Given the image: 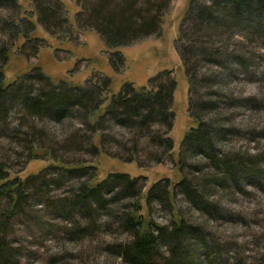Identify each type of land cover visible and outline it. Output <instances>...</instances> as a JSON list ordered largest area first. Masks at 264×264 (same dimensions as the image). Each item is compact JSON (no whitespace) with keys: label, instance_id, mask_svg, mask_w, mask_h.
<instances>
[{"label":"rangeland","instance_id":"374dc122","mask_svg":"<svg viewBox=\"0 0 264 264\" xmlns=\"http://www.w3.org/2000/svg\"><path fill=\"white\" fill-rule=\"evenodd\" d=\"M62 1L67 9L62 6L64 12L59 15V21L65 23L59 25L62 34L54 37L41 33V20L37 21L36 15L31 16L33 4L24 1V9L30 18L28 23L38 25L37 37L46 42L31 40L26 42L23 54L12 53L6 66L9 81L22 74L21 88L31 87L32 93H38L44 79L37 78V71L29 76L28 73L33 66H41L56 82L66 80L72 85L101 83L112 86L107 104L112 94L120 93L125 83L133 82L140 88L160 71L173 70L171 77L178 79L173 107L177 111L172 130L175 150L173 157L170 156L160 146L151 145L144 132L111 121L110 115L104 123L95 125L93 120L88 123L79 107L70 110L63 119L54 120L33 117L21 105L13 104L6 122L0 123V163L19 171L40 145L41 153L47 152L61 159L64 166L47 167L51 162L41 159L31 162L22 175L41 174L31 185L30 197L11 216L4 214L7 199L0 198V237H6L7 244L0 264H129L116 249L131 240L121 219L125 211L135 208L136 199L125 198L122 186L116 184L103 194L108 201L105 208L88 214L82 213L83 210H72L70 206L80 186L91 181L97 169L71 174L68 167L78 164L98 166L102 171L101 178L115 171L147 176L142 178L140 187L145 193L157 180L177 178L175 165L180 144L192 120L189 114L190 84L175 41L190 0H171L164 16L162 34L121 48L126 63L121 58L116 64L99 35L86 27L84 16L81 13L76 16L80 11L76 0ZM49 2L60 4L59 0ZM0 15L3 17L0 18L1 51L18 42L10 32V24L18 22L14 21L18 14L14 9L2 8ZM48 29L51 30V26ZM202 38L207 40L209 37ZM236 41L242 42L236 53L245 57V66L230 62L224 55L221 61L232 73L226 77L221 75V67L204 61L196 88L205 100L212 99L210 101L219 104L215 110L205 113L215 118L218 115L221 123L231 129L221 143L224 150L247 159L248 169L252 172L248 179L239 177L238 189L229 186L213 193L208 200L212 204L210 209H214L211 219L203 217L200 208L190 204L182 192H178L177 201L184 215L203 227L213 248L211 254L208 252V258L215 264H264V37L249 35L242 40L236 38ZM209 78L224 88L223 96L210 94ZM19 97L20 94L10 102ZM155 129L164 133L166 126L156 125ZM99 136H103L104 141ZM134 152L140 165L150 169L125 163ZM187 156L184 171L190 173L191 178L212 175L209 174L212 168L199 165V162H206L197 161L188 152ZM115 157H121L123 161ZM197 165L201 168L199 172ZM91 205L96 208L97 204ZM150 210L154 222L171 223L170 211L164 204L154 200ZM4 222L7 224L3 229L1 223ZM190 251L196 260L204 252L200 247ZM203 261L198 264H209L207 256Z\"/></svg>","mask_w":264,"mask_h":264},{"label":"trees","instance_id":"16d2710c","mask_svg":"<svg viewBox=\"0 0 264 264\" xmlns=\"http://www.w3.org/2000/svg\"><path fill=\"white\" fill-rule=\"evenodd\" d=\"M24 1L33 4L31 16L36 15L37 21L41 20V24L39 23L43 31L41 33H47L53 37L60 35L63 30L59 25L65 23L59 21L61 19L59 15L64 12L62 6L66 8L62 0H59L61 5L59 3L53 5L49 0H0V10L10 8L16 10L18 14L14 20L18 22L10 24V32L18 38V42L0 51V60H2L0 63V123L6 122L13 104L21 105L33 117L43 116L54 120L63 119L71 112L70 110L79 107L84 111V117L89 124L92 120L96 123L95 125L102 124L110 115L111 121L115 120L118 124L144 132L145 136H149L151 145L160 146L165 153L173 157L175 141L172 130L177 111L173 107L175 92L178 88V79L171 77L173 70L160 71L149 79L146 86L140 88L133 82L125 83L120 93L112 94L107 104L105 103L109 99V94L113 92L112 86L108 87L101 83H94L92 86L86 83L72 85L66 80L56 82L41 66H33L30 69H33L31 73H28L29 76L37 71V78L44 79L38 93H32L31 87L21 88L19 81L22 74L9 81L6 66L12 53L23 54L26 42L31 40L46 42L44 38L37 37L40 31L37 28L38 25L33 21V25L28 23L30 18L27 16V10L24 9ZM76 2L80 7L76 16L80 13L84 16L86 27L99 35L113 57L112 62L116 64L121 58L126 63L121 48L131 46L150 36L162 34L164 16L171 0H125L123 2L76 0ZM0 18L3 19L1 15ZM50 26L52 31L48 29ZM249 35L264 37V0L189 1L180 23L175 47L190 84L189 114L192 125L184 133L180 144L175 165V169L178 170L177 178L166 177L157 180L145 193L140 187L142 178H148L147 176L115 171L101 178L102 171L98 166L78 164L68 167V172L71 174L83 173L89 168L97 169L91 181L80 186L77 197L71 204L73 207L70 206L72 210H83L82 213L88 214L92 213V210L98 211L102 207L105 208L108 201H105L103 194L106 190L114 188L116 184L122 186L125 198L136 199L135 208L125 211L121 219L123 228L131 235V240L116 249L129 264H198L204 262L206 256L209 264H215L212 258H208L213 249L210 239L205 236L203 227L184 215L178 205L177 195L178 192H182L190 204L200 208L203 217L211 219L213 218L211 212H214V209H210L212 204L208 200L214 195L213 193L229 186L236 189L239 185V177L248 179V174L252 172L248 169L249 163L245 161L247 159L239 155L233 156L224 150L221 143L228 134L227 131L231 129L221 123L218 115L215 118L205 113L208 110H215L219 104L210 101L212 99L205 100L196 88L202 75L201 66L204 61L221 67L223 69L221 75L224 74L226 77L231 76L232 73L221 61L224 55L230 62H236L244 67L245 57L236 53L237 47L242 42L236 41V38L242 40ZM202 37L209 38L203 40ZM46 46H48L47 43ZM229 47L235 48L234 51H227ZM43 74L48 80H45ZM204 81L207 82L208 79L205 78ZM209 83H211L210 94L216 96L225 94L221 85L211 82L210 78ZM18 94L20 97L10 102ZM89 118L92 119L89 120ZM156 125L166 126L165 132L161 133L160 130L155 129ZM100 137L104 141L103 136ZM38 146L29 155L25 167L19 171L13 170L6 163H0V198H6L8 201L4 212L7 217L27 201L34 179L39 178L41 174L40 172L22 175L26 173L31 162L41 159L51 162L47 167L64 166L61 159L47 152L41 153L43 148ZM101 152L102 149L99 153ZM187 152L197 161L206 162V165L202 162H199V165L201 168L205 166L212 168L209 173L212 175L204 177L196 175L191 178L190 173L185 172ZM132 156L125 163L136 164L140 169H150L140 165L135 152ZM115 158L123 161L121 157ZM199 165L196 166L197 170L200 168ZM154 200L164 204L170 211L172 220L169 225L153 221L150 204ZM94 202L97 204L96 208L91 205ZM1 224L4 229L7 223ZM5 240L6 237H0V259L6 251ZM195 247L204 250L199 260H196L190 251Z\"/></svg>","mask_w":264,"mask_h":264}]
</instances>
